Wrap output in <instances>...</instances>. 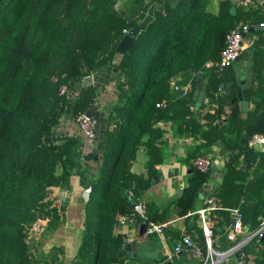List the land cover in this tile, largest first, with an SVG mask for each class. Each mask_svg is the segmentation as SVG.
Here are the masks:
<instances>
[{"label": "trees", "instance_id": "16d2710c", "mask_svg": "<svg viewBox=\"0 0 264 264\" xmlns=\"http://www.w3.org/2000/svg\"><path fill=\"white\" fill-rule=\"evenodd\" d=\"M117 1L0 0V264H63L57 230L64 222L65 199L57 202L56 196L70 188L71 174H77L80 185L88 188L80 242L71 264L138 261L124 258L126 239L114 231L120 225L119 215L133 205L119 189L127 191L131 181V196L135 202L141 200L140 189L149 184L161 161L165 137L157 124L165 121L172 135L191 137L192 144L187 146L191 178L163 208L142 200L143 220L184 217L187 230L182 234L188 233L199 249L194 264L201 263L206 244L195 201L209 169L200 171L192 161L197 155H207L210 144L220 140L237 152L225 157L223 182L215 189L219 198L206 214L210 246L223 250L244 235L227 238L233 214L220 208L224 207L223 185L234 188L239 184L232 180L234 174L244 176L237 189L243 201L234 206L241 212V231L244 227L245 234L260 230L241 246V261L225 257L216 264H264V151L247 145L252 133L264 135V72L256 59L264 36L259 29L252 31L258 34L249 44L257 76L249 96L253 108L245 119L239 116L232 74L219 76L223 67L204 66L218 57L226 33L237 22L256 25L264 20L263 6L258 0L246 8L218 0L215 10L209 0H120L119 5ZM151 3V20L137 33L122 55L120 70L111 77L114 99L102 110L100 151L93 159L90 150L82 151V136L61 131L59 124L63 117L74 119L96 105V86L80 88L71 104L67 84L73 76L96 73L100 64L108 63L123 30L134 25ZM242 55L243 51L237 59ZM198 71L207 77L206 104L215 105L212 113L202 116L190 103L191 90L182 89ZM176 76L175 89L171 80ZM61 86H65L62 93ZM98 110L95 107L93 116ZM222 112L227 115L226 124L220 121ZM138 150L146 156L145 170L135 173L130 166ZM241 152L250 167L256 158L252 177L237 168ZM250 188L255 194L248 198L245 191ZM168 230V236L171 232L179 235ZM137 242L132 241V249ZM187 251L182 246L177 253Z\"/></svg>", "mask_w": 264, "mask_h": 264}, {"label": "crops", "instance_id": "0c3cea01", "mask_svg": "<svg viewBox=\"0 0 264 264\" xmlns=\"http://www.w3.org/2000/svg\"><path fill=\"white\" fill-rule=\"evenodd\" d=\"M217 1L218 0H209V5L212 10L216 9ZM234 11H235V8H234ZM251 33H252L251 36H253L254 39L257 38L258 34L253 33V32ZM259 33H260V30H259ZM246 40L247 38L244 37L243 39L244 47L248 46ZM259 48H260V51H259L258 57L256 56V59H258V62L260 63V66L262 67V72H264V38L260 42ZM251 52L252 51L250 50L249 55L254 64V58ZM235 61H240L239 66L243 69L242 72H244L246 70L245 61L242 60V57L239 59H236ZM253 64H252L251 71L255 74V77H256L257 72ZM229 65H230L229 67L227 65L225 66V68L223 67V69L220 70L219 76H221L222 74L228 75L229 73L233 75V68L231 64ZM97 76H98L97 72L84 75V76H80V78L76 81V83L78 86V90L84 86H87L88 84H91V83L95 84L96 86V89H95L96 105H94V107H97L98 109L102 111L103 108H105L108 105V103L114 99V85H113V81L111 77L109 78L102 77L101 79H98ZM262 78L264 79V75L262 76ZM177 79H179L178 76L173 78L171 80V84L177 85L176 83ZM204 79L206 80V83H205V88H206L207 77L201 72L200 82H202ZM253 80L251 81L250 86H249V96H250V91H251ZM219 85L222 86L223 82H220ZM182 87H185V90L190 89L191 97H192L193 90H194V81H192L191 84L185 83L182 85ZM249 96L247 100L248 102H247V109L245 111V115H242L241 110L239 109V116L242 120L247 117L248 112L253 108V103L251 102ZM206 100H207V97L205 96V89H204L199 105L197 106V108L193 107L194 109L198 110L199 116L205 115L207 113H212L215 108V105L206 104ZM235 100L238 104V99L236 98V96H235ZM227 104L228 103H225L226 109L228 108ZM216 120L217 119H215V121ZM220 121L225 124L227 123V115L225 112H222L220 114ZM157 125L161 129L162 137L163 138L165 137V145L163 146V152L160 157L161 161H160L159 166L157 167V169H159L161 173V176L160 178H158V180L155 183L148 184L146 187L140 189L139 197L141 200H144V201L151 200L158 207L163 208L164 206L168 205L170 201L176 197L175 196L172 199L171 196L177 192H181V188L185 185L187 166L190 168L189 162L191 161V157L187 155V146L191 145L192 141H191V137L178 135V134L172 135L169 121L159 122ZM59 129L66 133L79 134L77 127L75 125V122L73 121L72 118L69 119V118L63 117L59 124ZM219 143L221 145H219ZM209 148H210V152L208 153V155L212 157V160L216 158L217 156H222L224 160V163L218 172V175L221 178V182L218 183L217 187L214 188L213 181L207 178V181L209 183V188L207 191L213 192L212 197H210V199H212L210 200V202L213 204V201H215L216 198H219L217 197L215 193V189H217L220 183L223 182V169L225 168V157L226 158L232 157L237 152V150L236 148L231 150L229 147L225 146V144L221 142L220 140L215 141L214 143L210 144ZM89 149H90V145L87 144L83 140L82 151L84 152ZM252 150H257V149L252 148ZM228 153L230 154V156H228ZM248 157H252V156L248 155ZM145 159H146V156L141 152V150H138L131 163L130 170L135 173L144 171L145 168L143 166V162L145 161ZM236 161L238 163L237 168L240 171L245 173V177L249 178L254 175V174L252 175V172H254L255 170L256 158H254V161L252 162V165H253L252 167L248 165L250 164L248 160L247 161L244 160L243 152L237 154ZM156 171L154 172V174H156ZM233 177L234 178H232V180H234V182H237L239 184L235 186L234 188L229 187L228 183L223 185V187L220 189L221 191L220 199L223 202L224 207H220V208L229 210V208L234 207L235 204H238L239 202L243 201V198H241L240 195H238L237 189H238V186L242 184V182L244 181V176L242 175V177L240 178L239 176H237V174H234ZM69 183H70L69 189L62 190L57 193L58 197L65 199V205H64V210H63L64 222H63V225L60 226L57 230L58 238L60 242L62 243L63 264H71V258L76 252L77 246L80 242L79 234L82 228V220H83L82 208H83V203L88 195V188H85L80 185L79 177L77 174H71L69 176ZM131 186L132 185H129V187H127L126 189L129 192V194L133 196L131 192V188H130ZM207 191H203V194H206ZM254 194H255V191L251 188L245 191V195L248 198H251ZM209 204L210 203L208 202V199L205 200L204 198L197 197V200L195 201V207L197 209L205 207ZM183 218L184 217L173 216V217H168L167 219L163 220L162 221L163 228H162L161 236L157 234L138 235L140 219H135L133 224H127V223L120 224L114 228V231L123 233L124 234L123 239L124 240L130 239L131 243L134 240H137L139 242L143 238L149 239L152 242V244L158 249V251L163 254V257H164L167 252L171 251L172 249L171 246L176 240V238L179 237L180 234H182L184 231L187 230L184 224ZM196 223L198 224L197 219H196ZM208 224H209V221H208ZM169 228H172L175 231H177L179 235L174 236V232H171L170 236H168L169 230L167 231V229ZM246 230H247V227L244 229V231H241L239 235L243 233L245 234ZM191 231L194 232L195 230L191 228ZM123 256L124 258H133L130 256L126 257L124 254ZM240 256L241 257L239 261H241L243 255L241 254ZM227 257H231L234 260H236L234 255H229ZM250 257L251 255H249V258ZM133 259H136L138 261L128 263L122 260L121 264H147V262L151 264H157L158 260H160L156 258L148 259V260H142L138 258H133ZM165 261H169V264H194L197 261V257H194V255H192L191 252L187 251L186 254L172 253L170 259H166Z\"/></svg>", "mask_w": 264, "mask_h": 264}, {"label": "water", "instance_id": "95a60500", "mask_svg": "<svg viewBox=\"0 0 264 264\" xmlns=\"http://www.w3.org/2000/svg\"><path fill=\"white\" fill-rule=\"evenodd\" d=\"M154 9V4L151 3L149 6L146 8L143 16L137 20V22L124 29L121 37L118 39L114 46V51L113 54L109 60L108 63L106 64H100L97 72H98V79H101L102 77L104 78H109V77H114L116 73L120 70V61L122 58V55L128 50L130 44L136 37L137 33L139 30L144 29L146 24L151 20L152 18V13ZM231 11H234V7L230 8ZM255 29H260L259 25H248L247 31L243 32V36L246 37L247 39L250 38V34L253 30ZM250 47L245 46L243 48V55H242V60L245 61V71L242 72V68L239 66L240 61H233L231 63V66L233 68V89L235 91V96L238 99V106L239 109L241 110L242 115H245V111L247 109V100L249 96V86L251 81L255 78V74L251 71L252 68V59L250 58ZM80 78V76H73L72 79L68 82L67 84V89H68V94L71 96V104L74 103V101L77 98V93H78V86L76 81ZM201 78V71H198L195 74L194 78V90H193V95L190 99V103L193 104L194 108H197L199 105V102L201 101L204 89H205V83L206 80L204 79L202 82H200ZM95 109L94 106H88L85 108L84 113L91 116L93 115V110ZM65 110H68V105L66 106ZM96 128H97V133L95 136V141L90 144V151L93 154V159H96L97 154L99 153V148L101 145V140H102V133L104 129V117H103V111L98 110L96 114ZM219 145H221L219 143ZM228 156L230 154L228 153ZM224 163V160L222 156H217L214 158L210 164H209V171H208V178L213 181V187H217L218 183L221 182V178L218 175V172L220 168L222 167ZM161 173L159 169H157L156 174H153L151 178L149 179V184L155 183L158 178H160ZM191 178L190 174V168L187 166V174H186V182L185 185L181 188V192L186 186V184L189 182ZM130 185H132L131 181H128ZM209 188V183L208 181L202 183L201 190L198 192L197 197L198 198H204L205 200L209 199L212 197L213 192L212 191H207ZM203 191H207L206 194H203ZM181 192H177L171 196L173 199L175 196H179ZM119 193L122 197H126L127 200L130 203L135 202V198H133L128 191L120 188ZM145 228V221L140 220L139 223V230H138V235H141L144 231ZM246 228V227H245ZM244 228V229H245ZM122 253L127 257H133V258H138L142 260H148V259H161L163 257V254L158 251V249L152 244V242L149 239L143 238L140 240L136 247L134 249H131V242H124L122 246ZM234 257L236 258L237 261L240 260V255H241V249H238L234 252ZM166 264H169V261H165Z\"/></svg>", "mask_w": 264, "mask_h": 264}, {"label": "built area", "instance_id": "2783aa9c", "mask_svg": "<svg viewBox=\"0 0 264 264\" xmlns=\"http://www.w3.org/2000/svg\"><path fill=\"white\" fill-rule=\"evenodd\" d=\"M234 6L244 7L246 8L248 5L254 6V0H229ZM259 4L263 6L264 10V0H258ZM233 6V7H234ZM260 26V33L264 36V20H261L257 23ZM248 24L242 23L241 21L237 22V24L230 28L225 35L224 45L221 48L219 55L216 59H210L204 62V66H218L225 67L235 61L238 55L243 51L244 43H243V32L247 31ZM253 36L250 34V38L247 39V44L249 46L252 41ZM174 88H177V85H173ZM185 90V87H182ZM65 91V86L60 87V93ZM73 121L77 127L79 134L82 136L83 140L87 144H92L95 141V136L97 133L96 128V117L85 114L83 111L79 112L75 115ZM247 145L255 148L260 151H264V135L261 133H252L247 139ZM212 161V157L210 155H197L193 159V164L200 171H207L209 169V164ZM57 202L60 201V197L56 196ZM210 198L208 199L209 205L199 208L196 211L199 214L201 229L204 235V240L206 244V250L204 256L202 257V261L200 264H216L221 259L233 255L234 252L238 249H241L249 237L253 234L259 232L260 227L255 229L250 234H244L238 240H236L233 244L229 245L227 248L223 250H215L210 246V229L208 227V221L206 219L207 212L213 208V204L210 202ZM229 210L233 214V221L229 225L227 229L226 236L229 239H233L236 234H239L243 228L241 224V212L237 207L229 208ZM145 217V206L142 200H138L133 203L131 210L128 213L120 214L118 217L119 223H127L133 224L135 219L143 220ZM162 226L163 222H152L145 221V228L143 231V235L146 234H157L161 236L162 234ZM126 241L130 242V239H126ZM184 246L186 249L190 250L192 255H199V249L192 242L188 234H182L179 239L175 242L172 251L166 253L164 257L158 260L157 264H164L166 259H170L172 253H177L180 248Z\"/></svg>", "mask_w": 264, "mask_h": 264}, {"label": "rangeland", "instance_id": "374dc122", "mask_svg": "<svg viewBox=\"0 0 264 264\" xmlns=\"http://www.w3.org/2000/svg\"><path fill=\"white\" fill-rule=\"evenodd\" d=\"M122 1H123V0H122ZM254 1H255V0H254ZM117 2H118L117 5H119L120 0L117 1ZM125 2H127V1H125ZM141 30H142V29H141ZM148 30H149V29L145 30V34L148 33ZM139 31H140V30H139ZM57 197H58V195H57Z\"/></svg>", "mask_w": 264, "mask_h": 264}]
</instances>
